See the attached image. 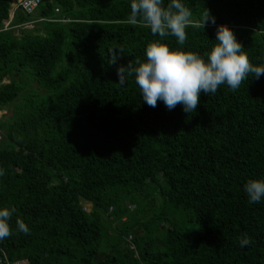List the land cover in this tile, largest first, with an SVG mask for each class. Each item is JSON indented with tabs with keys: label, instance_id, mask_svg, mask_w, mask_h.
Masks as SVG:
<instances>
[{
	"label": "trees",
	"instance_id": "1",
	"mask_svg": "<svg viewBox=\"0 0 264 264\" xmlns=\"http://www.w3.org/2000/svg\"><path fill=\"white\" fill-rule=\"evenodd\" d=\"M16 1L0 0V209H16L2 264H264V199L244 190L264 179V75L189 114L117 76L153 41L206 59L221 24L264 65V0H182L216 19L183 45L128 24L131 0H44L31 15Z\"/></svg>",
	"mask_w": 264,
	"mask_h": 264
},
{
	"label": "clouds",
	"instance_id": "2",
	"mask_svg": "<svg viewBox=\"0 0 264 264\" xmlns=\"http://www.w3.org/2000/svg\"><path fill=\"white\" fill-rule=\"evenodd\" d=\"M54 13L57 14L58 10ZM192 16V11L182 0H169L166 5L164 0H131L126 22L148 28L153 35L161 38L175 37L183 45L187 40L188 27L205 30L209 23L216 25L210 9L206 8L199 20H193ZM215 40L217 43L206 54V59L197 53L172 49L161 41L150 42L145 49V61L137 58L135 62L129 60L126 65L117 67L118 82L124 85L132 76L143 102L149 107L155 108L158 101H162L168 110L182 105L184 112L189 114L197 111L201 94H215L221 85L236 91L249 74H253L254 79L264 75V65L254 66L250 62L247 53L242 50L243 45L228 25L216 27ZM124 55V47L117 45L109 49L107 63L115 65ZM3 175L4 171L0 170V176ZM244 190L250 203L261 202L264 199V179L248 180ZM15 212L14 207L0 209V240L12 235L9 221ZM16 228L24 234L30 232L20 218L16 220ZM251 243L247 235L240 238L241 247Z\"/></svg>",
	"mask_w": 264,
	"mask_h": 264
},
{
	"label": "built area",
	"instance_id": "3",
	"mask_svg": "<svg viewBox=\"0 0 264 264\" xmlns=\"http://www.w3.org/2000/svg\"><path fill=\"white\" fill-rule=\"evenodd\" d=\"M43 2V0H17L14 5V9H21L23 12H25L27 15H31L34 11V9ZM8 23H5V28L8 26ZM31 27L30 25L27 26V28ZM3 261L0 260V264H2ZM13 264H27L26 262H16Z\"/></svg>",
	"mask_w": 264,
	"mask_h": 264
},
{
	"label": "rangeland",
	"instance_id": "4",
	"mask_svg": "<svg viewBox=\"0 0 264 264\" xmlns=\"http://www.w3.org/2000/svg\"><path fill=\"white\" fill-rule=\"evenodd\" d=\"M24 76V75H23ZM27 78H23V82H26ZM28 81V80H27ZM24 84V83H23ZM6 111H3L1 114H5L6 117H9L11 115V107H8L5 109ZM87 208V207H86ZM85 209V208H83ZM89 209V208H88ZM89 212V210L87 211Z\"/></svg>",
	"mask_w": 264,
	"mask_h": 264
}]
</instances>
